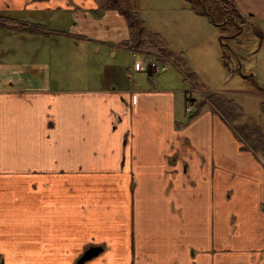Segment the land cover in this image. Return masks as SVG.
Returning a JSON list of instances; mask_svg holds the SVG:
<instances>
[{
	"label": "crops",
	"instance_id": "obj_1",
	"mask_svg": "<svg viewBox=\"0 0 264 264\" xmlns=\"http://www.w3.org/2000/svg\"><path fill=\"white\" fill-rule=\"evenodd\" d=\"M229 1L240 17L259 5L264 20L261 0ZM102 5L0 0V37L10 39L0 50V264H78L104 244L84 264H130L131 215L138 241L152 238L140 264H264V158L243 150L214 109L188 123L189 95L173 81L144 88L126 69L118 86L110 66L100 88L52 91L37 81L38 42L64 40L84 69L90 53L115 59L117 43L132 53L125 17ZM44 16L66 18L56 21L65 29Z\"/></svg>",
	"mask_w": 264,
	"mask_h": 264
},
{
	"label": "rangeland",
	"instance_id": "obj_2",
	"mask_svg": "<svg viewBox=\"0 0 264 264\" xmlns=\"http://www.w3.org/2000/svg\"><path fill=\"white\" fill-rule=\"evenodd\" d=\"M119 1L124 8H129L133 13L140 14L142 20L145 22L142 39L150 40L153 36L161 39V42L159 41L158 43L157 41V48L151 50L136 44V48L132 47L134 48V50H131L132 53H129V51L122 52L120 47L123 46L122 44H125V41H123L120 47H118L119 43L115 47L119 50L117 51L118 56L115 59L108 60L107 58L101 59V57L98 59L90 53L87 59L89 65L84 69L76 66V54L68 50L64 40H48L45 45H41L38 42L37 47L43 51L45 60L43 59V55H41V51L35 63L45 65V70H42L40 67L38 68L37 81L39 82L41 77L46 79L47 87L52 91H62L67 88H100L109 82L107 68L110 66L111 80L115 85H121L122 80L128 81L127 71L134 76V80L137 83L141 82L145 84L144 88L149 84L148 79L155 81L169 79L173 81L174 89L182 90L189 95L190 101L187 103V107H192L193 111L196 105L205 98L207 93H216L234 100L242 108L244 117L240 122L241 124H257L264 127V113L261 108V103L264 99L257 97V95L264 96L258 90L259 86L264 88V20H262V14L260 16L261 9L259 5H255L254 11L248 12L249 15L243 17L242 23L244 29L240 34L229 40L224 38L221 40L225 35L223 31H225L226 27L231 29V24L219 25L218 23L221 20H217L218 23H216V20L214 21L200 11V5L191 0ZM122 1L127 2L128 6H124ZM204 1L208 9L217 7L220 8L224 15L225 13L227 15L228 7L224 3L227 0ZM261 2L264 3V0H261ZM222 8H225L224 11H222ZM58 15L64 16L62 14ZM64 19L66 18L44 16L41 20L44 24L46 23L44 21H49L47 25L50 29L61 30L62 27V30H64L65 25H57L56 23V21ZM66 26L70 27L68 23ZM100 26H103L102 23ZM105 30L108 29L105 28ZM222 41L228 43L227 45L231 47L232 53L226 49L227 47L223 46ZM9 42L8 36H5L4 40L0 37V50L7 51L10 48ZM17 42L18 44H13L12 50L15 49L14 45L16 47L19 45V40L15 41V43ZM4 46L7 49H1ZM165 46L176 56L182 57L184 62L177 64L167 58L160 50V48ZM133 53H135V57H133ZM17 54L20 55L18 62L25 59L23 54L18 50ZM157 55L166 59L170 65L166 73L154 76V70L152 68H148L147 70V66L150 57L157 58ZM3 59H5L4 64L15 61L11 53L10 56H5ZM225 61L228 63L229 68L225 66ZM138 63L142 64L146 70L144 69V71L139 72L135 66ZM175 65L178 68H175ZM188 72L197 75V80L195 81L193 78H190ZM148 76L151 77L148 78ZM184 104L185 102L183 105L181 104V110L189 117L190 112L186 111ZM207 106L213 109L211 103ZM95 162L98 163L97 160ZM60 163L59 167L56 166L57 170L65 167L62 160H60ZM52 169H55V167L52 166ZM73 170H76V168H73ZM91 179L92 177L89 179V186ZM87 195L89 196L88 190ZM131 202L134 206L135 198ZM81 203L83 211L87 205L85 197ZM103 205L104 203L101 205L100 212L104 210ZM143 205L144 201L140 200V207ZM132 216L136 219V216ZM133 217L132 231L130 232V237L126 238L128 245L125 249L126 251H130V264H140V254L146 253L151 248L152 238H142L138 241L137 235L135 237L136 230L134 231V229L136 222L134 223ZM99 220L101 221V219ZM98 228L96 229L94 240L98 239ZM104 245L99 247L104 249L107 247L106 244ZM168 259L169 257L166 260ZM160 264L173 263H167L163 260Z\"/></svg>",
	"mask_w": 264,
	"mask_h": 264
},
{
	"label": "trees",
	"instance_id": "obj_3",
	"mask_svg": "<svg viewBox=\"0 0 264 264\" xmlns=\"http://www.w3.org/2000/svg\"><path fill=\"white\" fill-rule=\"evenodd\" d=\"M37 1H46V0H37ZM101 10H113L125 17V20L129 26L131 32V40L127 44L130 47L136 48V44L141 47L155 49L158 46V43L161 39L156 38V36L149 39H142L144 33V21L138 13H133L129 8H124L119 0H102ZM225 5L228 7L227 14L238 15V11L233 3L229 0L224 1ZM216 13L221 14L220 8H213ZM212 9V10H213ZM225 9V8H224ZM222 8V11H224ZM219 10L220 12H218ZM226 15V13H225ZM1 21V20H0ZM30 27V26H29ZM32 29H36L42 35L47 34L44 28H41L40 25H31ZM158 41V43H157ZM134 42H136L134 44ZM161 42V41H160ZM160 50L169 58L172 62L181 64L184 62V59L180 56H176L173 52L169 51L167 48L162 47ZM225 66L229 68L228 63L225 61ZM189 73V72H188ZM189 77L197 80V75L189 73ZM258 90L260 93L264 94V88L259 86ZM190 100H187V103ZM211 103L213 109L228 123L234 130V133L243 143V150L251 151L255 155H261L264 158V127H261L257 124L248 125L241 124L244 114L242 108L232 99L221 96L216 93H207L205 98L201 100L199 104L196 105V108L193 112L190 113L187 122H192L196 119L204 110V108ZM261 108L264 113V101L261 103ZM1 257V256H0Z\"/></svg>",
	"mask_w": 264,
	"mask_h": 264
},
{
	"label": "flooded vegetation",
	"instance_id": "obj_4",
	"mask_svg": "<svg viewBox=\"0 0 264 264\" xmlns=\"http://www.w3.org/2000/svg\"><path fill=\"white\" fill-rule=\"evenodd\" d=\"M194 3L200 5V11L203 12L205 15H207L209 18L213 19L216 23L217 20H221L220 23H218L221 26L227 25V24H231V29H228V27L225 28L224 32V37L221 38V40L226 39H232L234 37H236L238 34H240V32L243 31L244 27H243V17H240L239 15L235 16L233 14H227V15H221L216 13V11L212 10V9H208L206 6L207 4L205 3L204 0H191ZM218 12H220L219 10H217ZM227 29V30H226ZM223 46L227 47L226 49L229 50L230 53H232V49L229 45H227L228 43H225V41H222Z\"/></svg>",
	"mask_w": 264,
	"mask_h": 264
},
{
	"label": "built area",
	"instance_id": "obj_5",
	"mask_svg": "<svg viewBox=\"0 0 264 264\" xmlns=\"http://www.w3.org/2000/svg\"><path fill=\"white\" fill-rule=\"evenodd\" d=\"M133 57H135V53H133ZM169 65L170 64L167 63V60L161 56H158L157 58L150 57L147 70L148 68H152L154 70V76H157L158 74L166 73L168 71ZM135 66L139 72L144 71V69L146 70V68L140 63L136 64ZM192 111V107L187 108V112L191 113Z\"/></svg>",
	"mask_w": 264,
	"mask_h": 264
},
{
	"label": "water",
	"instance_id": "obj_6",
	"mask_svg": "<svg viewBox=\"0 0 264 264\" xmlns=\"http://www.w3.org/2000/svg\"><path fill=\"white\" fill-rule=\"evenodd\" d=\"M103 251V248L101 247H92L90 248L79 260L78 264H84L85 262L92 260L93 258L97 257L101 252Z\"/></svg>",
	"mask_w": 264,
	"mask_h": 264
}]
</instances>
